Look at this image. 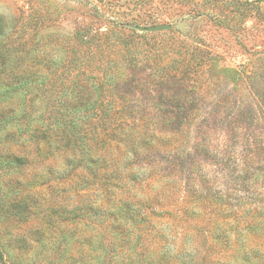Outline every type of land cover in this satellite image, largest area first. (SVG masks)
Wrapping results in <instances>:
<instances>
[{
	"label": "trees",
	"instance_id": "1",
	"mask_svg": "<svg viewBox=\"0 0 264 264\" xmlns=\"http://www.w3.org/2000/svg\"><path fill=\"white\" fill-rule=\"evenodd\" d=\"M88 32V27L75 28L67 46L50 44L56 56H36L38 43L8 38L0 17L2 263L23 264L34 252L39 256L31 264L44 259L48 264H91V259L104 264L101 232L108 230L113 237L110 264H169L167 246L158 253L137 252V237L130 253L123 247L129 238H120L121 229L124 235L156 229L151 222L157 218L161 239L167 241L166 229L178 223L185 241L200 240L198 251L184 243L171 264H262L264 249L253 240L264 239V139L254 137L253 146L239 152L235 122L227 124L221 147L209 119L215 111L193 122L203 108L195 104L197 91L190 81L207 61L199 48L167 36L148 51L130 43L139 35L133 30L115 40L108 33L88 39ZM158 34L166 35H152ZM116 49L122 52L109 54ZM191 125L193 151L186 152L180 139L189 141ZM113 182H126L122 188L131 182V202L113 206L114 200L104 201ZM141 182H147L146 189L163 186L154 193L158 200L183 182L176 190L183 195L175 219L173 211H159L150 198L136 200ZM68 191L72 194L64 195ZM130 211V223L117 222L118 215ZM79 223L95 234L78 242L68 229ZM30 244L33 248L24 254ZM80 244L89 247L88 261L66 263V254Z\"/></svg>",
	"mask_w": 264,
	"mask_h": 264
},
{
	"label": "rangeland",
	"instance_id": "2",
	"mask_svg": "<svg viewBox=\"0 0 264 264\" xmlns=\"http://www.w3.org/2000/svg\"><path fill=\"white\" fill-rule=\"evenodd\" d=\"M0 17L5 25L8 38L38 43L39 48L34 52L36 56H56L57 51L50 46L54 42H60L59 45L63 47L67 46L70 37L75 34V28L88 27L89 32L86 35L88 39H92V35L108 33V37L115 40V37H124L131 34L132 30L136 31L133 26L170 25L171 29L168 31L155 32L166 34L164 37L160 34L147 33L145 35L136 31L139 35H134L129 40L142 50L148 49L149 51L150 45L157 46L165 37L173 36L178 44L185 41L199 48L207 61L203 72L199 70L197 76L190 81L197 91L195 104L196 106L202 105L203 108L197 113L198 117L196 116L193 122L196 123L215 111V115L209 116V119L212 118L211 121L215 124L212 134L217 139L215 144H219L220 147L225 140L223 138L228 134L227 124L235 122L237 128L233 130V135L237 139L238 136L240 138L239 143L235 144V149L239 152L249 150L253 146L251 140L254 137L259 136L264 139V0H0ZM115 22H118L116 26ZM18 30H21L20 34L17 33ZM111 31L114 33L109 34ZM101 38L100 41L105 40L104 36ZM43 43L47 44L46 48H42ZM121 52L120 49H116L109 51V54L114 55ZM181 75L183 74L179 73V77ZM153 90L155 94L158 93L155 89ZM191 127L189 141L187 142L186 138L180 139V142L183 140L182 146L185 147L186 152L193 151L191 148L195 128L192 125ZM180 142L173 144L178 147ZM121 148L124 150L123 147ZM129 158H131V153ZM124 183L126 182H113L112 194L109 197L103 194L104 201L108 200L110 204V201L114 200L113 206H120L121 202L125 201L131 202V182L129 186L122 188L121 184ZM49 184H54L56 188L62 187L61 183L50 182ZM138 185L140 186L137 187L136 200L141 198L145 203V198H150L153 203L157 204L159 211L162 212L165 209L173 211L172 218L175 219L174 210L179 206L176 203H181L180 198L183 195L177 194L176 190L180 191L179 188L183 187V182L173 184L174 188L171 186L167 188L165 193L162 192L159 200L154 198V193L158 191L157 188L163 186L152 185L150 189H146L147 182H141ZM46 186L47 184L44 187ZM91 192L93 191L88 194ZM65 194L72 193L68 191ZM147 212L145 211L144 214ZM149 216L152 218V215ZM118 217L120 220L117 222L130 223L131 211L122 213ZM203 222L200 223L202 227H204ZM151 223L159 227L151 231L142 229L141 232H137L134 230L132 234L125 232V235L121 229L120 238L125 241L128 237L129 244L120 245L125 250L130 248V251L127 250L131 253V247L134 243L137 245L136 238L138 237L141 240L138 244L141 251L137 252H145V254L151 251L158 253L161 246L163 248L165 245L167 246L165 261L169 264L174 261V254L181 249L184 243L190 250H200L198 237H191V242L190 238L187 239L188 242L185 241L181 234L180 224L169 221V224L176 223V226L166 229L168 235L166 241L160 238V229L157 230L161 228L162 225L159 223L162 221L152 218ZM70 229H73L78 242H82L86 234H95L93 228L86 230L83 223L70 226L68 230L72 232ZM99 229L101 231L105 228L102 226ZM53 230L54 234L58 232L57 229ZM61 230L66 232L64 227ZM101 234H104L101 240L106 251L104 264H110L113 237L108 230H104ZM97 237L94 238V243ZM235 237V235L230 236L232 241ZM253 242H257V246L264 249V239L257 238ZM33 245L30 244L29 248H23L22 252L26 254L29 249L33 248ZM88 249L89 247L85 244L77 245L66 254L64 261L66 263L74 260L87 262L91 254ZM116 250L119 249L116 248ZM262 252L264 254V251ZM28 256L31 259L24 258L23 264H31L32 259L37 260L39 253H29ZM44 260L37 263L48 264L49 261ZM0 264H3L1 260ZM91 264L98 263L91 259Z\"/></svg>",
	"mask_w": 264,
	"mask_h": 264
},
{
	"label": "water",
	"instance_id": "3",
	"mask_svg": "<svg viewBox=\"0 0 264 264\" xmlns=\"http://www.w3.org/2000/svg\"><path fill=\"white\" fill-rule=\"evenodd\" d=\"M133 29L140 33H155V32H163V31H168L171 29L170 25H154V26H147V27H142V26H133Z\"/></svg>",
	"mask_w": 264,
	"mask_h": 264
}]
</instances>
